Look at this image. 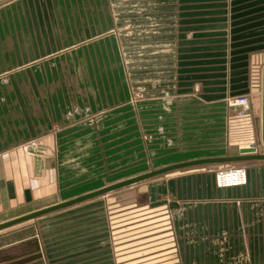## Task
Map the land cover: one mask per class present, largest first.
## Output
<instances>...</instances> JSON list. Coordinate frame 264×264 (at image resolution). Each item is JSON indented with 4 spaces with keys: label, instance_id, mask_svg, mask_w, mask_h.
<instances>
[{
    "label": "rangeland",
    "instance_id": "374dc122",
    "mask_svg": "<svg viewBox=\"0 0 264 264\" xmlns=\"http://www.w3.org/2000/svg\"><path fill=\"white\" fill-rule=\"evenodd\" d=\"M131 2L119 0L111 6L108 2L16 0L0 7V92L6 94L0 96V106L7 109L0 116L17 117L18 121L22 107L26 129L36 120L41 126L45 112L58 111L63 105L69 108L64 125L54 123L59 126L54 146L59 161L52 169L55 175L73 181L64 186L65 191L102 187L194 155H235L241 144L257 143L258 152L263 153L256 128V117L259 123L261 117L262 71L255 65L249 72V87L254 92L247 113L252 118L249 128L245 126L247 118L239 116L228 102L235 95L228 90L225 35L216 32L222 27H216L214 33H198L194 45L190 44L194 34L187 32L180 48L173 22L164 32H158L165 27L160 25L150 27L149 33L133 27ZM84 8H100L105 13L103 22L113 20V30L106 33L111 28L107 23L102 36L78 45L71 40L75 38L73 31L65 29L63 22L65 18L74 20L67 17ZM48 9L55 12L53 20L57 21L50 28L46 27L50 18L30 14ZM112 9L119 10L115 19L106 15ZM54 37L61 43L72 41L75 47L48 58L58 51L41 46ZM180 57L183 76L176 79L175 69L178 73L180 66L174 61ZM35 146L40 150L39 142ZM227 166L247 168L244 162L213 164L215 170ZM171 173L41 216L36 220L37 228L44 234L73 236L109 235L113 231L119 250L133 249L134 264H175L172 235L160 236L166 233L163 223L171 211L141 206L155 198L154 194L150 197V185L159 184ZM185 192L188 195L182 192L178 199L169 188L170 197L155 201L173 206L179 200L183 210L172 208V212L181 218L191 202L189 183ZM71 195L67 191L50 202ZM154 218L158 222H144ZM116 219L118 226H114ZM125 220H135V226H127ZM150 227L159 231H142ZM164 245L167 253L162 252Z\"/></svg>",
    "mask_w": 264,
    "mask_h": 264
},
{
    "label": "crops",
    "instance_id": "0c3cea01",
    "mask_svg": "<svg viewBox=\"0 0 264 264\" xmlns=\"http://www.w3.org/2000/svg\"><path fill=\"white\" fill-rule=\"evenodd\" d=\"M38 1L50 4L54 0ZM76 1L80 3L108 2L111 6L114 2H119V0ZM127 1H132L129 3L132 7L129 9V18L132 20L133 27L144 28V32L149 33L150 27L160 25L165 27L159 28L158 32H164L167 29L166 26L173 22L174 37L180 48L184 44L183 36L187 32L194 34L195 40H190V44L194 45L198 42L196 38L198 33H214L216 27H222L223 30L216 32L225 35L222 40L227 44L228 90L235 96L250 95L252 104L254 92L249 87V72L252 66L256 65L261 71L264 67V0ZM167 2H172L174 5H167ZM118 11L112 9L109 15H106L108 18L115 19ZM30 14L32 17L50 18L46 20L47 28L57 23L53 20L55 12L53 13L50 9L32 11ZM72 14L67 17L74 19L70 21L63 16V19L65 18L63 25L65 29L73 31L75 38L71 40L78 45L102 36L103 26L107 23L108 27L111 24V28L106 33L113 30V20L108 19L107 23L103 22L105 13L100 8L77 9ZM187 29L191 31H186ZM51 39L54 40L45 42L41 48L54 49L58 52H52L48 58H54L60 51L75 47L72 46V41L61 43L57 37ZM182 63L181 57L174 61V65L180 66L178 73L177 68L175 69L174 78L176 79L183 76ZM176 82L177 80L171 85H175ZM181 84V82L178 83V86L180 87ZM3 94L5 92H0V96ZM67 109L63 105L58 108V111L54 110L48 114L45 112L41 117V126L36 120L26 129L22 122V107L18 109L20 111L18 121L17 117L0 116V223L100 188L65 191L64 186H71L73 181L67 176L55 175L52 169V165L59 161V155L54 153L55 135L59 126L54 123L64 125V122L68 120ZM3 110L7 111L6 107L0 106V114L4 113ZM243 117L247 118L245 126L251 128V116L246 114ZM257 118L256 128L259 134L260 123ZM70 125L66 127L71 128ZM34 141L35 145L39 142L40 150L33 145ZM248 145L241 144L240 148ZM43 150L46 152L44 153ZM214 156L216 155H194L178 159L173 164ZM242 162L246 163L248 171V183L244 186L217 187L215 180L217 169L213 168V164L176 170L173 173L170 172L171 174L159 184L150 185V197L154 194L155 198L153 201L142 203L141 206H158L171 211L163 223L166 226L163 228L166 229V233L160 236L172 235L171 240L175 246L174 256L177 258L175 264H184V259L187 262L185 264H264V160ZM65 177L67 181H64ZM187 178L189 180L186 181ZM188 183L191 202L186 204L183 217L177 218L172 212V208L175 211L179 208L183 210L179 200H175L173 206L165 201H155L157 198L165 200L170 197L168 196L169 188L175 190L178 199L182 197V192L188 195L185 192ZM67 191L74 195L50 202L57 195ZM156 208L154 207V210ZM39 217L0 230V264H134V253L131 251L133 249L126 247L127 250H119L118 236L117 233L113 234V231L109 235L95 233L73 236L54 232L44 234L37 228L36 220ZM115 221L114 226H118V220ZM125 221L127 226H135V220ZM130 222L132 224H129ZM144 222L156 223L158 219ZM153 227L144 228L142 231L146 230L148 233L159 231L153 230ZM168 228L171 230L169 231ZM150 230L153 231L149 232ZM165 248L166 245L163 246L162 252L167 253Z\"/></svg>",
    "mask_w": 264,
    "mask_h": 264
},
{
    "label": "water",
    "instance_id": "95a60500",
    "mask_svg": "<svg viewBox=\"0 0 264 264\" xmlns=\"http://www.w3.org/2000/svg\"><path fill=\"white\" fill-rule=\"evenodd\" d=\"M12 1L14 0L1 1L0 7ZM259 136H260L259 144L264 145V67L262 70V96H261V117H260V126H259ZM246 160H264V153L258 152L256 143H251L248 146L241 147L239 149V154L237 155L205 157V158L184 161V162L160 167L157 169L149 170L144 173L137 174L131 177H127L122 180H118L116 182L110 183L108 185H105L93 191L86 192L84 194L75 196L73 198L49 205L47 207L35 210L25 215L15 217L8 221L2 222L0 223V230L13 226L15 224L22 223L24 221L45 215L49 212L59 210L62 208H66V207L93 199L95 197L111 193L113 191L122 189L124 187L132 186L139 182L146 181L148 179L155 178L158 176H162L164 174H167V173H170L176 170L190 168V167L199 166V165L242 162Z\"/></svg>",
    "mask_w": 264,
    "mask_h": 264
},
{
    "label": "built area",
    "instance_id": "2783aa9c",
    "mask_svg": "<svg viewBox=\"0 0 264 264\" xmlns=\"http://www.w3.org/2000/svg\"><path fill=\"white\" fill-rule=\"evenodd\" d=\"M228 102L238 111L239 116H245L251 110V98L248 94L229 97ZM215 180L219 188L244 186L248 183V171L244 166L218 168L215 172Z\"/></svg>",
    "mask_w": 264,
    "mask_h": 264
}]
</instances>
